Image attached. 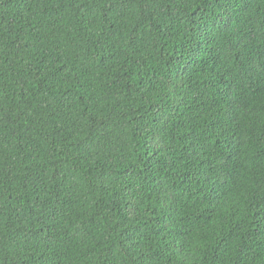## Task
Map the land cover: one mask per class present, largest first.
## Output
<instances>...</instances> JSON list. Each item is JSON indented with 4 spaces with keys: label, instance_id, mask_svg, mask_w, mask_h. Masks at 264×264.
<instances>
[{
    "label": "trees",
    "instance_id": "obj_1",
    "mask_svg": "<svg viewBox=\"0 0 264 264\" xmlns=\"http://www.w3.org/2000/svg\"><path fill=\"white\" fill-rule=\"evenodd\" d=\"M0 264H264V0H0Z\"/></svg>",
    "mask_w": 264,
    "mask_h": 264
}]
</instances>
